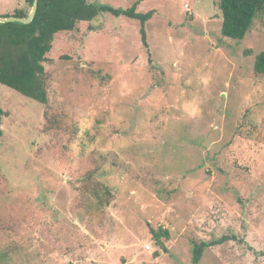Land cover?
Instances as JSON below:
<instances>
[{
  "label": "rangeland",
  "instance_id": "1",
  "mask_svg": "<svg viewBox=\"0 0 264 264\" xmlns=\"http://www.w3.org/2000/svg\"><path fill=\"white\" fill-rule=\"evenodd\" d=\"M86 1L153 11L147 47L99 13L54 37L47 104L0 84L2 264H191L222 237L199 264H264V18L237 41L218 0Z\"/></svg>",
  "mask_w": 264,
  "mask_h": 264
},
{
  "label": "trees",
  "instance_id": "2",
  "mask_svg": "<svg viewBox=\"0 0 264 264\" xmlns=\"http://www.w3.org/2000/svg\"><path fill=\"white\" fill-rule=\"evenodd\" d=\"M31 8L33 0H24ZM135 2L130 8L116 9L86 0H38L36 14L29 24L0 23V84L40 104H47L45 89L46 55L51 51L54 37L72 32L78 24L94 20L99 13L137 20L141 42L147 47L144 25L154 12H137ZM221 13L220 34L224 38L240 41L249 32L254 19L264 18V0H218ZM18 12L13 17L25 18ZM8 17V16H4ZM253 70L264 74V52L254 60ZM4 112L0 108V122ZM154 238L168 237L165 230L152 232ZM224 237L209 242H191V264H199L204 251L219 245ZM5 260L0 253V264Z\"/></svg>",
  "mask_w": 264,
  "mask_h": 264
},
{
  "label": "water",
  "instance_id": "3",
  "mask_svg": "<svg viewBox=\"0 0 264 264\" xmlns=\"http://www.w3.org/2000/svg\"><path fill=\"white\" fill-rule=\"evenodd\" d=\"M37 6H38V0H33L30 11L28 15L25 18H20V17H13V16H8V17H0V23H21V24H29L37 11Z\"/></svg>",
  "mask_w": 264,
  "mask_h": 264
},
{
  "label": "built area",
  "instance_id": "4",
  "mask_svg": "<svg viewBox=\"0 0 264 264\" xmlns=\"http://www.w3.org/2000/svg\"><path fill=\"white\" fill-rule=\"evenodd\" d=\"M149 248V247H148Z\"/></svg>",
  "mask_w": 264,
  "mask_h": 264
}]
</instances>
